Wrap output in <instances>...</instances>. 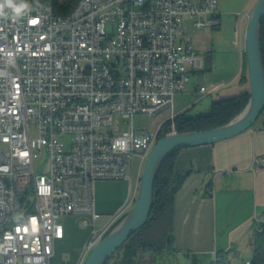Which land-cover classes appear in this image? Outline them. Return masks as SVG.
<instances>
[{
  "label": "built area",
  "instance_id": "1",
  "mask_svg": "<svg viewBox=\"0 0 264 264\" xmlns=\"http://www.w3.org/2000/svg\"><path fill=\"white\" fill-rule=\"evenodd\" d=\"M26 2L20 17L0 16V264H52L62 218L87 215L83 264L139 191L97 230L96 182L133 189L134 159L177 133L175 96L208 68L187 36L220 25L219 0H78L67 15ZM164 111L153 132L134 123Z\"/></svg>",
  "mask_w": 264,
  "mask_h": 264
},
{
  "label": "crops",
  "instance_id": "2",
  "mask_svg": "<svg viewBox=\"0 0 264 264\" xmlns=\"http://www.w3.org/2000/svg\"><path fill=\"white\" fill-rule=\"evenodd\" d=\"M258 1L251 0L246 4L245 9L249 13L235 14V17H242L239 20L232 15L238 0H219L220 25L206 29L202 33L203 38H212L214 30L218 31L217 34H223L226 24L233 21L234 26H238L240 49L243 52L249 23V18L245 15H251ZM205 40L201 41V48L194 46L207 57V72L213 70L214 52L223 50L224 45L220 46L213 38L205 45ZM243 64L240 72L230 78L228 83L223 82L215 87L219 89L215 94L209 91L206 94L199 93V89L203 87L205 72L192 75L189 84L180 93L190 87V90H194L202 98L207 97L199 104L201 106L197 113L209 114L215 101L250 92L248 82L241 81L244 86H236L234 83L237 78H242ZM186 108L184 106L182 110ZM188 109L184 112H188ZM256 157H264V113L253 127L240 135L213 145L179 151L175 157V170L178 174H187V177L175 196L173 245L171 249L161 253L140 255L139 263L169 264L172 261L180 264L184 261L185 264H212L218 255L224 256L225 260L221 264L252 263L256 243L264 238L260 235L264 232L259 231L260 223L264 222V165L256 164ZM140 183L139 173L136 185L139 187ZM124 206L121 203L105 210L110 217Z\"/></svg>",
  "mask_w": 264,
  "mask_h": 264
},
{
  "label": "rangeland",
  "instance_id": "3",
  "mask_svg": "<svg viewBox=\"0 0 264 264\" xmlns=\"http://www.w3.org/2000/svg\"><path fill=\"white\" fill-rule=\"evenodd\" d=\"M250 1L251 0H238V2H236L235 5L236 8H234L232 12L234 18H239L240 20V18L242 19V17L241 16L235 17V14L249 13L246 12L245 6ZM252 12L253 10L251 11V14ZM248 20L247 22H249ZM213 30L214 29H212V31ZM213 33H214V35H212L213 40L215 39L216 43H219L220 46L222 45L224 46H223V50L220 49V51L214 52L213 70L207 71L203 74L202 85L205 86L210 93L215 94V91L217 92L219 90L218 88H217L218 90L215 89V87L222 85L223 82L228 83V80L230 78H232L236 73L240 72L242 68L244 56L242 54V50L240 49L241 41L239 40L238 26L237 27L234 26L233 21H229L228 24H226V26L224 27L223 34H217L218 31L215 30L213 31ZM187 37L190 40H192L195 46L200 48L202 47L201 41L206 39L204 42L206 45L212 39L211 36L210 39H207V37L203 38L202 33L201 34L189 33ZM198 39L200 40L197 41ZM221 42H224V44H222ZM234 83L236 84V86L237 84L238 85L241 84V86H244L243 83H241L240 77L237 78L234 81ZM205 98L207 97L202 98L199 94H197V92H194V90H190V87L183 93H178L175 97L176 114L182 113L187 108H189L188 115L190 117H196L197 115H199L197 113V110L201 106L199 104H201V102ZM183 105L187 107L184 110H182L184 108ZM168 116H169L168 111H164L155 117L139 114L135 117L134 123L136 127L140 129L146 128L148 131L153 132L157 129L159 124L163 123L168 118ZM126 127H127V123L122 121L121 128L125 129ZM66 140H68V138H66ZM145 164L146 162L143 163L142 165L141 160L139 158H135L128 170V174H127L128 177L133 179V183H134L133 189L131 187L129 178L120 179V180H116V179L99 180L96 182L95 184L96 211L97 213L104 216V218L97 224V230L101 229L103 223L106 222L108 219H110L109 217L110 214L109 212H106L105 209H112L121 203L124 205L132 198L133 194L135 193V186L137 183L138 175L140 173L142 176ZM139 187H141V183ZM139 194H140V188L139 191L136 193L137 199L139 197ZM29 198L30 196H28L26 200H28ZM134 205L135 204H131V206L128 209V213L131 211ZM61 221L66 230V236L64 240L58 241L56 243V250L54 257L52 258V264H78L83 254L85 244L94 232V225L91 216L67 215L64 216ZM169 264H178V263L177 262L172 263V261H170ZM180 264H185V262L181 261Z\"/></svg>",
  "mask_w": 264,
  "mask_h": 264
},
{
  "label": "water",
  "instance_id": "4",
  "mask_svg": "<svg viewBox=\"0 0 264 264\" xmlns=\"http://www.w3.org/2000/svg\"><path fill=\"white\" fill-rule=\"evenodd\" d=\"M264 0L256 4L245 34L250 99L245 110L227 125L201 132L176 133L161 138L151 150L141 176L139 197L125 218L89 253L83 264H107L132 234L141 230L151 213L154 183L166 160L185 148L213 145L233 138L255 125L264 112V65L261 52V23Z\"/></svg>",
  "mask_w": 264,
  "mask_h": 264
},
{
  "label": "trees",
  "instance_id": "5",
  "mask_svg": "<svg viewBox=\"0 0 264 264\" xmlns=\"http://www.w3.org/2000/svg\"><path fill=\"white\" fill-rule=\"evenodd\" d=\"M27 1H50L52 7L59 14L67 15L74 9L78 0H64L62 2L59 0ZM260 46L264 65V20L261 23ZM241 81L250 83L246 57H244ZM249 99L250 92H244L235 97L215 101L209 114L196 117H190L187 111L178 114L175 120L177 132H201L227 125L245 110ZM176 155L177 153L166 160L157 174L154 183L152 209L145 226L132 234L107 264H140L138 258L142 254H157L171 249L174 241L173 209L175 196L187 177V174L182 175L176 172ZM260 235L264 237V233H260ZM262 240L256 243L255 256L251 264H264V238ZM224 260V256L218 255L219 264Z\"/></svg>",
  "mask_w": 264,
  "mask_h": 264
},
{
  "label": "clouds",
  "instance_id": "6",
  "mask_svg": "<svg viewBox=\"0 0 264 264\" xmlns=\"http://www.w3.org/2000/svg\"><path fill=\"white\" fill-rule=\"evenodd\" d=\"M4 8L10 9L11 13L17 17L30 10V6L26 0H19V2L17 0H0V16L6 15Z\"/></svg>",
  "mask_w": 264,
  "mask_h": 264
},
{
  "label": "bare ground",
  "instance_id": "7",
  "mask_svg": "<svg viewBox=\"0 0 264 264\" xmlns=\"http://www.w3.org/2000/svg\"><path fill=\"white\" fill-rule=\"evenodd\" d=\"M136 201H137V199H136ZM135 203H136V202H135ZM127 214H128V213H127ZM127 214H126V215H127ZM126 215H125V216H126ZM124 218H125V217H124ZM124 218H123V219H124ZM123 219H122V220H123ZM110 232H111V231H110ZM110 232H109V233H110ZM105 237H106V236H105ZM105 237H104V238H105ZM86 258H87V257H86ZM85 260H86V259H85Z\"/></svg>",
  "mask_w": 264,
  "mask_h": 264
}]
</instances>
